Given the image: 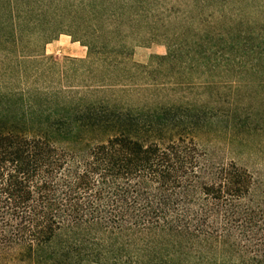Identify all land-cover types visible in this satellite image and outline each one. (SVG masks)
Here are the masks:
<instances>
[{
	"label": "trees",
	"instance_id": "obj_1",
	"mask_svg": "<svg viewBox=\"0 0 264 264\" xmlns=\"http://www.w3.org/2000/svg\"><path fill=\"white\" fill-rule=\"evenodd\" d=\"M60 35L85 58L49 62ZM222 70L264 72V0H0V264H264V169L162 81Z\"/></svg>",
	"mask_w": 264,
	"mask_h": 264
},
{
	"label": "rangeland",
	"instance_id": "obj_2",
	"mask_svg": "<svg viewBox=\"0 0 264 264\" xmlns=\"http://www.w3.org/2000/svg\"><path fill=\"white\" fill-rule=\"evenodd\" d=\"M86 52L85 47L73 42L69 36L60 35L46 45L45 58L49 62L62 65L66 59L85 58ZM165 54V41L160 40L135 47L131 61L136 64H147L151 56L160 57ZM175 77L162 79L166 89H178L179 93H184L188 98L200 103L209 102L212 114H216L217 120L214 122L212 132L197 138L201 149L214 160H232L249 170L264 169V129L252 130L256 127L264 128V72L255 74L244 70L224 73L222 70L211 78L196 75L189 81L188 78L180 80L183 78L181 76L175 81L192 82L191 84H194L191 85L192 88L175 87V83L172 84ZM208 81L215 83V86L211 85L210 90H205L207 93L200 95L202 87H198V84H205ZM234 109L238 111L237 114ZM227 116L239 118L241 125L235 132L226 129L230 127Z\"/></svg>",
	"mask_w": 264,
	"mask_h": 264
}]
</instances>
